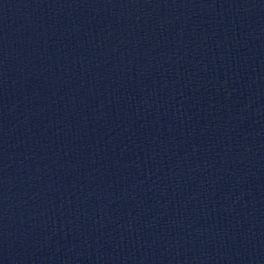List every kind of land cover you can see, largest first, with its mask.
Instances as JSON below:
<instances>
[{
    "label": "water",
    "instance_id": "95a60500",
    "mask_svg": "<svg viewBox=\"0 0 264 264\" xmlns=\"http://www.w3.org/2000/svg\"><path fill=\"white\" fill-rule=\"evenodd\" d=\"M0 264H264V0H0Z\"/></svg>",
    "mask_w": 264,
    "mask_h": 264
}]
</instances>
